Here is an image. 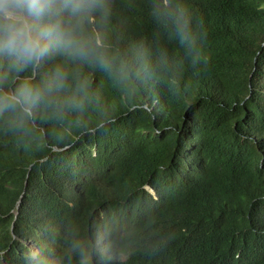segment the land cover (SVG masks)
<instances>
[{
	"label": "trees",
	"instance_id": "trees-1",
	"mask_svg": "<svg viewBox=\"0 0 264 264\" xmlns=\"http://www.w3.org/2000/svg\"><path fill=\"white\" fill-rule=\"evenodd\" d=\"M190 3L209 29L211 67L189 74L179 100L121 107L107 134L31 167L0 140L4 264H23L48 224L86 229L115 209L141 223L155 216L172 236L162 252L125 264H264V0ZM115 11L129 35L151 31L146 8L132 14L116 0ZM146 185L164 189L158 203Z\"/></svg>",
	"mask_w": 264,
	"mask_h": 264
},
{
	"label": "clouds",
	"instance_id": "clouds-1",
	"mask_svg": "<svg viewBox=\"0 0 264 264\" xmlns=\"http://www.w3.org/2000/svg\"><path fill=\"white\" fill-rule=\"evenodd\" d=\"M120 4L132 14L146 8L151 31L129 35L116 0H0V140L30 167L107 134L121 107L161 110L162 98L187 92L189 74L209 72V29L190 0ZM145 187L158 203L164 189ZM42 231L23 264H125L139 251L162 252L172 239L157 217L141 223L122 209L99 214L86 229L69 220Z\"/></svg>",
	"mask_w": 264,
	"mask_h": 264
}]
</instances>
